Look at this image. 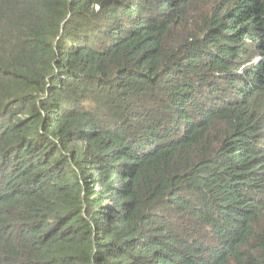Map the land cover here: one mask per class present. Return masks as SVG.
<instances>
[{"label":"trees","instance_id":"obj_1","mask_svg":"<svg viewBox=\"0 0 264 264\" xmlns=\"http://www.w3.org/2000/svg\"><path fill=\"white\" fill-rule=\"evenodd\" d=\"M0 264H264V0H0Z\"/></svg>","mask_w":264,"mask_h":264}]
</instances>
